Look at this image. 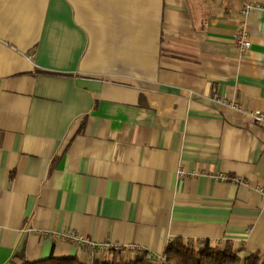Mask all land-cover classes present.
I'll list each match as a JSON object with an SVG mask.
<instances>
[{"label":"crops","instance_id":"crops-1","mask_svg":"<svg viewBox=\"0 0 264 264\" xmlns=\"http://www.w3.org/2000/svg\"><path fill=\"white\" fill-rule=\"evenodd\" d=\"M230 103L264 112V0H0V264L116 252L66 231L264 256V125Z\"/></svg>","mask_w":264,"mask_h":264},{"label":"trees","instance_id":"trees-1","mask_svg":"<svg viewBox=\"0 0 264 264\" xmlns=\"http://www.w3.org/2000/svg\"><path fill=\"white\" fill-rule=\"evenodd\" d=\"M114 251V250H113ZM110 259H100L92 264H157V259L144 252L128 259L123 253H116ZM162 264H264V256L258 252L241 254L232 243L214 245L210 241L195 243L181 238L171 241L163 254ZM27 264H88L78 258H50Z\"/></svg>","mask_w":264,"mask_h":264},{"label":"built area","instance_id":"built-area-1","mask_svg":"<svg viewBox=\"0 0 264 264\" xmlns=\"http://www.w3.org/2000/svg\"><path fill=\"white\" fill-rule=\"evenodd\" d=\"M253 9H255V6L249 5L248 7H246L244 12L248 13V12L252 11ZM241 47L245 51L251 47V43L249 41L243 39L241 41ZM214 100L218 103H223V104L227 103L226 99H223L222 97H219V96H215ZM229 105L231 106L232 109H234L240 113H244V114L251 116L257 124L264 125V112L247 111L241 105H239L237 103H230ZM219 179L222 181L240 182V178H238V177L228 178V177H225L224 175H220ZM257 191L264 196V187L257 188ZM60 238L63 240L70 241L71 243L77 245L78 247L87 248L92 252H104L107 249H112L114 251H123L124 250L119 245L98 244L92 240L83 238L82 236H80L75 231H66L65 233L60 235ZM129 251L134 253L135 255L146 252L149 254L150 258L157 259L158 261L161 260L162 262H164V260H165V258L163 256L157 257L154 254L149 253L145 249H140V248H137L135 246H131L129 248Z\"/></svg>","mask_w":264,"mask_h":264},{"label":"rangeland","instance_id":"rangeland-1","mask_svg":"<svg viewBox=\"0 0 264 264\" xmlns=\"http://www.w3.org/2000/svg\"><path fill=\"white\" fill-rule=\"evenodd\" d=\"M116 253H123L128 259H132V258H134L136 256L134 253L130 252L129 250H126V252L116 251ZM156 263L157 264H162V261L159 260Z\"/></svg>","mask_w":264,"mask_h":264}]
</instances>
